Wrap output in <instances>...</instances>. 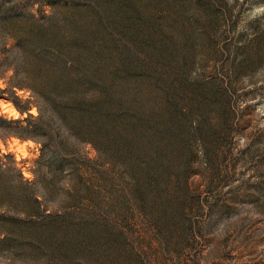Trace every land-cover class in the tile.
I'll return each instance as SVG.
<instances>
[{
    "label": "rangeland",
    "instance_id": "rangeland-1",
    "mask_svg": "<svg viewBox=\"0 0 264 264\" xmlns=\"http://www.w3.org/2000/svg\"><path fill=\"white\" fill-rule=\"evenodd\" d=\"M82 1L60 2L55 12L47 5L27 4L26 12L37 18L55 14L54 21L39 26L22 20L6 22L1 26L3 35L49 38L79 62L93 58L92 46L101 41V56L108 65L120 58L114 46L122 45L125 33L129 35L122 27L127 25L123 18L135 14L150 18L155 8L170 3L129 0L124 7L128 14H121L116 3L104 0L108 11L101 36L95 41L91 38L88 47H79L72 32L98 27ZM209 1L217 15L207 17L204 8L197 7L198 24L202 23L209 37L197 60L204 64L205 76L227 90L230 113L227 125L212 123L203 137L206 156L196 148L189 170L176 184H149L136 169L135 127L126 114H119L112 131L110 122L94 112L97 99L87 93H65L73 102L87 105L66 113L41 102L46 118H64L63 130L71 136L64 132L62 138L67 142L80 139L81 150L91 161L87 170L71 172L58 152L42 158L37 142L0 137L1 163H16L28 182L27 190L40 202L39 214L51 215L49 219L26 217L23 212L31 205L25 191L11 188L0 175V264H264V0ZM180 19L175 18L171 27L174 36L193 35ZM166 24L165 19L159 23L165 33L169 31ZM142 27V35L130 32L138 41L143 39L139 44H145L151 32L144 23ZM13 43L9 38L7 47ZM13 66L20 73L35 71L31 61L18 54H14ZM0 85L4 87L2 80ZM37 86L48 91L44 82L38 81ZM18 95L29 97L22 91ZM112 95L132 107V87L125 89L121 84ZM210 102L204 107L207 112ZM28 113L38 115L35 104ZM0 116L19 122L27 117L2 97ZM98 172L104 173V179L112 174L117 179L111 198L100 188ZM66 213L71 221L84 216L87 224L78 227L63 222Z\"/></svg>",
    "mask_w": 264,
    "mask_h": 264
},
{
    "label": "trees",
    "instance_id": "trees-1",
    "mask_svg": "<svg viewBox=\"0 0 264 264\" xmlns=\"http://www.w3.org/2000/svg\"><path fill=\"white\" fill-rule=\"evenodd\" d=\"M103 1H82L92 11L98 27L72 32V36L78 38L79 47H88L91 38L95 41L101 36V26L106 25L103 18L108 11L104 9ZM111 1L116 3V9H121V14H128L124 7L129 6V0ZM167 1L170 3L166 7L157 10L155 8L150 18L137 14V17L123 18L127 25L122 27L127 28L129 35L125 33L122 45L114 46L119 49L120 58L108 61L107 65L106 59L101 56V41H95L96 44L92 46L93 58L79 62L56 48L49 38L41 39L36 35H3L1 26L6 22L22 20L39 26L54 21L55 14L40 15L37 18L26 12L24 7L27 4L47 5L55 12L59 3L64 5L66 0H0V80L4 86L0 85V97L11 102L19 114L27 115L22 122L0 116V137L12 135L19 139L33 140L41 145V157L47 153L58 152L61 155L59 160L71 172L87 170L91 160L81 150L82 141L76 139L67 142L62 138L64 132L66 136H71L67 130H63L64 118L61 121H56L54 117L46 118L40 106L41 102H46L51 109L63 113L84 108L87 105L73 102L65 95L82 91L97 99L94 112L101 119L110 122L112 131L120 113L126 114L134 123L137 141L134 161L136 169L143 172L149 184L156 185L160 181L164 185L179 182L189 170L196 148L197 153L206 156L203 137L208 134L211 124L214 123L217 127L228 124L230 102L227 90L207 78L204 64L197 60L204 52L202 45L209 40L202 23L198 24L197 7L204 8L207 17L217 15L215 8L209 0ZM178 17L181 18V24L188 27L193 35L174 36L171 27L174 19ZM162 19L167 21L170 32L161 31L159 23ZM143 23L151 32L148 41L139 44L138 42L143 43V39L138 41L135 34L132 36L130 32L142 35L141 32L145 31ZM111 25L114 26L115 21L109 24ZM197 25L198 30H201L199 48ZM117 29L118 27H114V31ZM121 31L124 33L122 28ZM9 38L14 43L7 47ZM14 54H18L22 60L31 61L35 71L20 73L16 67H11ZM8 71H12L9 76ZM55 73L58 75L55 76ZM38 81L44 82L48 91H41L37 86ZM121 84L125 89L126 86L132 87L134 91L132 107L121 104L112 95ZM18 91L29 93V97L22 99ZM209 101L212 104L207 112L204 107ZM31 104L36 106L37 116L28 113ZM117 106L120 108L118 111ZM91 144L96 149L92 141ZM39 162L40 160L37 164ZM0 175L6 178L11 188L17 187L25 191L26 199L31 205L29 210L23 212L26 217H51L43 211L39 214L40 202L27 190L28 182L23 179L14 161L2 164L0 157ZM98 176L102 179L100 188L111 198L117 179L113 174L106 179L104 173L98 172ZM65 215L67 217L68 214ZM66 221L78 227L87 224L84 216L71 221L69 215L63 222Z\"/></svg>",
    "mask_w": 264,
    "mask_h": 264
},
{
    "label": "bare ground",
    "instance_id": "bare-ground-1",
    "mask_svg": "<svg viewBox=\"0 0 264 264\" xmlns=\"http://www.w3.org/2000/svg\"><path fill=\"white\" fill-rule=\"evenodd\" d=\"M12 105V104H11ZM12 107H13V105H12ZM15 109V108H14Z\"/></svg>",
    "mask_w": 264,
    "mask_h": 264
}]
</instances>
